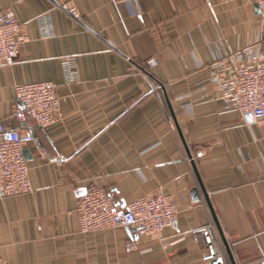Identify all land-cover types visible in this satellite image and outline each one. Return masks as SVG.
<instances>
[{"label": "crops", "instance_id": "1", "mask_svg": "<svg viewBox=\"0 0 264 264\" xmlns=\"http://www.w3.org/2000/svg\"><path fill=\"white\" fill-rule=\"evenodd\" d=\"M5 8L29 40L0 67V121L33 134L23 149L33 190L0 192V264H201L211 235L231 264L219 230L236 264L264 260V121L228 108L210 81L221 48L264 51V10L252 0H0ZM37 81L63 98L46 128L14 113L15 85ZM92 184L122 206L172 194L176 220L157 235L82 233L76 199Z\"/></svg>", "mask_w": 264, "mask_h": 264}, {"label": "built area", "instance_id": "2", "mask_svg": "<svg viewBox=\"0 0 264 264\" xmlns=\"http://www.w3.org/2000/svg\"><path fill=\"white\" fill-rule=\"evenodd\" d=\"M131 1V0H129ZM264 10V0H252ZM69 13L80 18L75 6ZM44 36L51 35L48 13L39 18ZM29 40L25 24L19 21L12 8L0 10V67L15 63L22 43ZM63 71L67 82L78 78L73 55L64 57ZM210 81L228 108L243 114L252 113L264 121V51L257 45L234 50L221 48L210 64ZM17 106L15 116L20 124L31 119L46 128L61 117L62 96L52 81L26 82L15 85ZM33 140L30 131L11 128L0 121V192L2 195H21L33 190L24 146ZM75 212L82 233L110 227H130L138 235H157L172 226L178 209L172 194L158 191L139 197L125 206L118 204L108 190L92 184L76 199ZM129 240L127 246L135 247ZM201 264H209L205 261Z\"/></svg>", "mask_w": 264, "mask_h": 264}, {"label": "water", "instance_id": "3", "mask_svg": "<svg viewBox=\"0 0 264 264\" xmlns=\"http://www.w3.org/2000/svg\"><path fill=\"white\" fill-rule=\"evenodd\" d=\"M256 5H257V4H256ZM257 7H259V6L257 5ZM246 116H247V117H250V118H253L252 113H248V114H246ZM85 192H86V188H81L80 191H79V195H82V194H84ZM195 198L197 199L198 197H195ZM218 227H219V226H218ZM127 228H129V229H131V230H134V229H132V228H130V227H127ZM219 229H220V228H219ZM219 232H220V235H221L222 240H223L224 243H225V246H226V249H227V253H228V255H229V257H230V260H231V264H236L235 261H234V259H233V257H232V255H231L230 249H229V247H228V245H227V242H226V240H225V238H224V236H223L222 231L219 230ZM210 235H211V234H210ZM213 241L215 242V241H216V238H215L214 236L211 235V239H210V241H209V242H210V251H211V256H210L211 260L209 261V264H224L223 261H222V256L219 255V254L217 253V251H216V249H215V247H214V245H213ZM252 264H264V260H261V261H259V262L252 263Z\"/></svg>", "mask_w": 264, "mask_h": 264}]
</instances>
